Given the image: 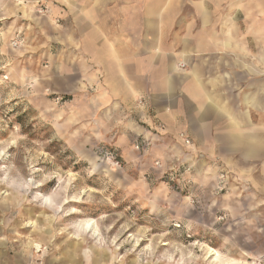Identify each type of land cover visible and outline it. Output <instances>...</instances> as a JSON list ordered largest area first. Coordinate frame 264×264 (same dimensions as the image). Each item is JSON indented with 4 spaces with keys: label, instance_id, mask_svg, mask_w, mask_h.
<instances>
[{
    "label": "rangeland",
    "instance_id": "obj_1",
    "mask_svg": "<svg viewBox=\"0 0 264 264\" xmlns=\"http://www.w3.org/2000/svg\"><path fill=\"white\" fill-rule=\"evenodd\" d=\"M65 1L0 0V264H264V158L206 157L178 99H109Z\"/></svg>",
    "mask_w": 264,
    "mask_h": 264
},
{
    "label": "crops",
    "instance_id": "obj_2",
    "mask_svg": "<svg viewBox=\"0 0 264 264\" xmlns=\"http://www.w3.org/2000/svg\"><path fill=\"white\" fill-rule=\"evenodd\" d=\"M76 1L64 2L76 50L105 63L109 99H178L174 117L185 114L206 157L264 158V0ZM180 59L189 65L185 95V78L172 75Z\"/></svg>",
    "mask_w": 264,
    "mask_h": 264
},
{
    "label": "bare ground",
    "instance_id": "obj_3",
    "mask_svg": "<svg viewBox=\"0 0 264 264\" xmlns=\"http://www.w3.org/2000/svg\"><path fill=\"white\" fill-rule=\"evenodd\" d=\"M92 225H93V222H87V223H85L84 224V226H83V229L85 230V231H88V229L90 228L91 229V231L93 230V228H91L92 227ZM84 232V231H83ZM95 232V231H94ZM35 248H38V245H36L35 246ZM207 256L209 257H211V256H217V253H216V251H214V250H209L208 252H207ZM229 260V259H228ZM213 261V260H212ZM218 263V262H217ZM224 263V262H223ZM221 264V263H220Z\"/></svg>",
    "mask_w": 264,
    "mask_h": 264
}]
</instances>
